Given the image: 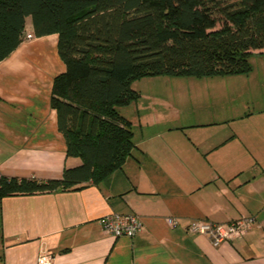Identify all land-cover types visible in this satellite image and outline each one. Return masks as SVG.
<instances>
[{"label":"crops","instance_id":"1","mask_svg":"<svg viewBox=\"0 0 264 264\" xmlns=\"http://www.w3.org/2000/svg\"><path fill=\"white\" fill-rule=\"evenodd\" d=\"M253 52L247 73L132 82L139 96L120 112L134 146L121 168L76 190L0 198V264L41 253L52 264H264V48ZM64 70L56 33L0 61V175L59 178L81 162L66 155L50 104ZM112 212L135 213L141 229L109 235L100 218ZM242 217L248 230L217 244L189 230Z\"/></svg>","mask_w":264,"mask_h":264},{"label":"trees","instance_id":"2","mask_svg":"<svg viewBox=\"0 0 264 264\" xmlns=\"http://www.w3.org/2000/svg\"><path fill=\"white\" fill-rule=\"evenodd\" d=\"M57 34L65 70L50 104L66 155L80 163L61 177L0 175V198L98 184L130 155V121L120 107L136 100L143 76L247 73L264 48V0H0V61L23 40Z\"/></svg>","mask_w":264,"mask_h":264},{"label":"built area","instance_id":"3","mask_svg":"<svg viewBox=\"0 0 264 264\" xmlns=\"http://www.w3.org/2000/svg\"><path fill=\"white\" fill-rule=\"evenodd\" d=\"M33 37V33L25 32L24 34V40ZM170 221L172 222V219ZM252 221L253 219L250 217H242L225 223L198 220L190 223L189 230L203 233L214 244H217L235 237H241L248 230ZM100 223L104 231L115 238L120 236L132 237L142 227L141 218L133 212L107 213L100 218ZM52 260V256L42 253L36 259L37 264H52Z\"/></svg>","mask_w":264,"mask_h":264},{"label":"rangeland","instance_id":"4","mask_svg":"<svg viewBox=\"0 0 264 264\" xmlns=\"http://www.w3.org/2000/svg\"><path fill=\"white\" fill-rule=\"evenodd\" d=\"M26 20L28 23H30V17H27ZM27 22L25 23V25L27 24ZM252 54H254V52ZM253 57L250 60L251 62L252 60H254ZM166 76H167L166 74H158L154 76H143V77L133 80L132 82L138 84L137 86H139V90H149L152 86H154V83L158 84L161 80H166L165 78Z\"/></svg>","mask_w":264,"mask_h":264}]
</instances>
